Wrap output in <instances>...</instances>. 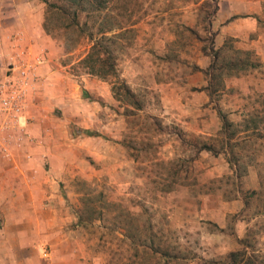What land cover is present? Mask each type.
I'll return each instance as SVG.
<instances>
[{"label":"crops","instance_id":"0c3cea01","mask_svg":"<svg viewBox=\"0 0 264 264\" xmlns=\"http://www.w3.org/2000/svg\"><path fill=\"white\" fill-rule=\"evenodd\" d=\"M215 5L209 26L215 48L231 39L233 49L257 65L223 76L224 90L217 92L221 103H213L204 73L211 57L201 48L194 64L202 71L162 80L157 88L183 136L218 134L220 111L229 114L233 128L241 129L231 140L236 142L258 131V124L242 125L247 112L259 114L264 108V0H216ZM45 10L41 0H0V80L7 77L10 64L15 72L23 61L33 65L22 118L16 124L0 118V264H83L74 181L105 177L112 183L118 177L126 186L132 175L126 126L122 118H113L110 85L89 74L65 71L59 63L62 48L43 29ZM168 40L159 41L160 52L168 51ZM229 155L201 151L197 159L208 162L201 181L233 175L237 182L240 177H235L237 167L228 162ZM251 155L264 161L263 150ZM248 177L251 190L259 189L262 181L255 166H248ZM243 199L239 189L231 200L216 189L200 198L199 221L224 233L232 216L229 235L240 240L250 226L241 217Z\"/></svg>","mask_w":264,"mask_h":264},{"label":"rangeland","instance_id":"374dc122","mask_svg":"<svg viewBox=\"0 0 264 264\" xmlns=\"http://www.w3.org/2000/svg\"><path fill=\"white\" fill-rule=\"evenodd\" d=\"M48 1L63 5L61 0ZM106 1L104 9L88 10L91 18L87 25L93 33L102 26L111 29L104 45L115 64L119 80L102 81L111 87L112 115L116 121L122 118L123 126H126L124 141L134 163L126 186L120 184L118 177L117 182L112 183L105 177L74 181L80 207L79 240L84 253L81 262L204 264L207 261L225 262L231 251L245 250L256 257L257 264H264V161H256L251 155L254 151H264V108L257 118H254L255 113L247 112L249 116L242 121V125L248 127L259 125L258 131L247 134L250 138L231 142L241 131L232 126L230 130L234 135L229 141V149L224 144L226 141L221 130L205 138L183 136L161 104L162 96L157 88L162 80H174L198 72L193 71L194 63L199 50L209 47L206 22L215 1ZM80 22H84L83 14ZM63 24L64 19L58 17L49 23L53 36H48L62 48L59 63L70 74H86L80 60L94 40L89 41L76 33L62 34L60 27ZM186 28L193 29L194 34ZM168 36L169 40L165 42L168 51L160 52L159 41H165ZM231 53L224 52L222 57H229ZM235 57L255 63L248 54L238 53ZM119 81L131 90L138 107L120 89ZM223 90L222 85L220 91ZM113 93L119 98L115 99ZM220 96L221 93H215L210 101L218 102ZM222 114L231 120L229 114ZM202 141L218 152L230 154L231 161L228 162L239 168L237 182L233 175L201 181L202 167L208 162L199 161L198 155L191 159L195 156L192 145ZM177 159L189 160L184 163L189 170L186 177L180 173L173 182L168 173L170 163ZM248 166H255L259 172L262 183L257 190H251ZM216 189L223 190L224 200L233 199L239 189L246 202L241 217L249 221L250 226L240 240H233L229 235L232 216L228 218L229 226L224 233L214 226L206 228L199 221L200 198ZM164 252L170 256L164 257ZM172 256L178 259H172Z\"/></svg>","mask_w":264,"mask_h":264},{"label":"trees","instance_id":"16d2710c","mask_svg":"<svg viewBox=\"0 0 264 264\" xmlns=\"http://www.w3.org/2000/svg\"><path fill=\"white\" fill-rule=\"evenodd\" d=\"M46 5L45 17L43 23V29L45 33L49 36H53V31L49 25L52 22L54 17H58L60 20L64 19V24L60 27L62 34L69 35L76 33L78 36L85 37L89 41L94 40L91 43L88 53L84 56L83 59L80 60V64L82 67L86 69V74H89L93 77H97L101 80H108L110 78L118 79L115 64L111 61L109 57L108 50H106L104 41L107 39V33L111 31V29H106L103 26L99 27L96 33L90 30L88 27V19L91 18L88 10L99 11L104 9L106 0H61L63 1V5L57 2H50L48 0H41ZM110 1V0H109ZM216 3V0H214ZM60 2V1H59ZM217 10V6L214 5L213 11L207 20V28L206 31L209 32L210 38L209 47H202V52L211 57L210 65L207 69L204 70V73L207 75L209 80V84L207 86V91L209 96L211 97L218 91H220L223 84V76L231 75L239 72H246L249 68L255 67L257 64L250 63L249 61L236 58L235 56L239 53L238 51L233 49L232 40H226L222 47L215 48L214 47V36L215 33L211 31L209 26L211 25L214 14ZM84 15V22H80V18ZM208 16V15H207ZM211 17V18H210ZM120 29V28H119ZM189 32L194 34V30L191 28H186ZM90 30V31H89ZM212 32V33H211ZM97 37H94V36ZM199 40V37H196ZM230 51L231 56L222 57V53ZM240 54V53H239ZM193 71H202L198 67H194ZM119 87L123 90L124 94L130 99L136 107H138V103L133 100L134 95L128 86L123 82L119 81ZM115 99H118L119 96L116 93H113ZM219 118L222 122L221 134H223L225 138V143L227 148L229 145V141L234 135V131H231L232 123H230L226 117L220 112L217 111ZM258 114H255L254 118H257ZM254 120V119H251ZM255 121H253V124ZM248 126H245V129ZM192 147L195 150V156L192 157L191 160H194L196 156L201 151H206L211 154H215L218 151L212 145H209L205 142H200V144H194ZM230 149V148H229ZM189 160H181L177 159L176 162L170 163V172L168 173L172 178L173 182L176 181L175 177L180 173H184L183 177H186L188 174L187 167L184 163H188ZM231 158L229 159V162ZM237 167V166H236ZM237 172L235 173V177H240L239 168H236ZM244 200V199H243ZM245 202V201H244ZM246 203V202H245ZM80 218V217H79ZM80 222V219H79ZM164 257H169L167 252L163 253ZM172 259H178L177 256H172ZM256 257L247 253L245 250L241 251H232L226 257L225 262H205L204 264H257Z\"/></svg>","mask_w":264,"mask_h":264},{"label":"built area","instance_id":"2783aa9c","mask_svg":"<svg viewBox=\"0 0 264 264\" xmlns=\"http://www.w3.org/2000/svg\"><path fill=\"white\" fill-rule=\"evenodd\" d=\"M33 65L22 62L16 66L9 65V76L0 80V118L3 122L16 124L24 114L27 102L29 82ZM12 70V75H11Z\"/></svg>","mask_w":264,"mask_h":264}]
</instances>
